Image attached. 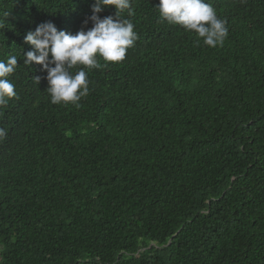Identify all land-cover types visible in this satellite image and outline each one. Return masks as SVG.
<instances>
[{
    "label": "trees",
    "instance_id": "16d2710c",
    "mask_svg": "<svg viewBox=\"0 0 264 264\" xmlns=\"http://www.w3.org/2000/svg\"><path fill=\"white\" fill-rule=\"evenodd\" d=\"M93 2L0 0V60L18 58L0 264H264V0H206L228 28L216 47L131 0L125 58L97 55L79 106L53 104L24 36L90 29Z\"/></svg>",
    "mask_w": 264,
    "mask_h": 264
},
{
    "label": "clouds",
    "instance_id": "9594fccd",
    "mask_svg": "<svg viewBox=\"0 0 264 264\" xmlns=\"http://www.w3.org/2000/svg\"><path fill=\"white\" fill-rule=\"evenodd\" d=\"M114 6L115 16L103 18L99 13L106 6ZM92 14L82 23L89 20L93 26L83 28L75 33L58 29L53 21L39 23L34 30L24 36L32 50L24 53V63L35 62L46 72L47 91L51 103L61 102L78 105L82 97L89 93L88 72L101 65L97 55L105 61L120 62L126 56V50L132 47L137 39L134 24L131 20L122 19L124 10L134 15L131 0H94L91 5ZM158 9L161 17L170 24H178L186 30H194L203 43L210 47L222 45L228 36L226 21L218 18L215 9L206 0H159ZM18 65L17 56H10L7 61L0 60V105L16 96L15 85L8 79ZM82 65L74 74L71 69ZM39 82L41 77L36 76ZM6 131L0 128V138Z\"/></svg>",
    "mask_w": 264,
    "mask_h": 264
}]
</instances>
